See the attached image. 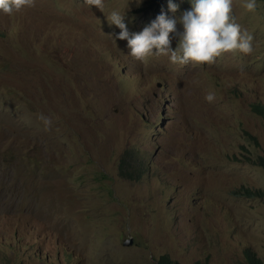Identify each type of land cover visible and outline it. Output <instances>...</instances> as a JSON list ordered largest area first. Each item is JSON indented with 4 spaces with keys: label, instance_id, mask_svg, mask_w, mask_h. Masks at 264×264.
Masks as SVG:
<instances>
[{
    "label": "rangeland",
    "instance_id": "obj_1",
    "mask_svg": "<svg viewBox=\"0 0 264 264\" xmlns=\"http://www.w3.org/2000/svg\"><path fill=\"white\" fill-rule=\"evenodd\" d=\"M172 2L175 13L169 0H104L102 11L36 0L0 12V264L264 259V1L249 13L233 0L250 55L136 60L108 15L125 12L139 33L163 11L177 20L175 50L192 2ZM126 148L148 165L137 181L117 174Z\"/></svg>",
    "mask_w": 264,
    "mask_h": 264
},
{
    "label": "clouds",
    "instance_id": "obj_2",
    "mask_svg": "<svg viewBox=\"0 0 264 264\" xmlns=\"http://www.w3.org/2000/svg\"><path fill=\"white\" fill-rule=\"evenodd\" d=\"M191 2V10L184 12L179 20L183 32L178 33L179 43L175 50L171 49L170 33L177 32V20L168 18L163 11L139 33L129 32L125 12L111 11L107 21L120 30L115 39L126 40L130 55L138 61H146L153 55H163L172 64L203 66L214 64L218 57L226 53L250 55L253 52V35L232 21L233 0ZM85 3L101 11L105 7L104 0H85ZM35 6L36 0H0V12L8 16ZM243 7L246 12L254 13L256 0H245ZM177 10L178 5L169 0L168 11L175 13ZM205 100L212 103L215 93L209 92ZM39 120L45 131L51 130L53 122L49 117L41 114Z\"/></svg>",
    "mask_w": 264,
    "mask_h": 264
},
{
    "label": "trees",
    "instance_id": "obj_3",
    "mask_svg": "<svg viewBox=\"0 0 264 264\" xmlns=\"http://www.w3.org/2000/svg\"><path fill=\"white\" fill-rule=\"evenodd\" d=\"M264 1V0H261ZM260 114L264 115V108L258 109ZM139 152L134 148H126L119 156L117 165V174L120 178L137 181L143 174L147 171V163ZM256 163L262 166L264 170V154L256 157ZM247 264H264V259L261 261L252 258L249 253L245 255ZM157 264H175V262L170 261L167 255H160ZM191 264H205L200 260H195Z\"/></svg>",
    "mask_w": 264,
    "mask_h": 264
},
{
    "label": "water",
    "instance_id": "obj_4",
    "mask_svg": "<svg viewBox=\"0 0 264 264\" xmlns=\"http://www.w3.org/2000/svg\"><path fill=\"white\" fill-rule=\"evenodd\" d=\"M123 244H124V245H128V244H129V240H125V241L123 242Z\"/></svg>",
    "mask_w": 264,
    "mask_h": 264
}]
</instances>
